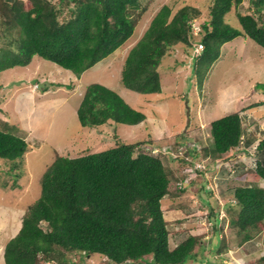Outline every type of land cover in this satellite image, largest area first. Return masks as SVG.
Returning <instances> with one entry per match:
<instances>
[{"label": "trees", "instance_id": "16d2710c", "mask_svg": "<svg viewBox=\"0 0 264 264\" xmlns=\"http://www.w3.org/2000/svg\"><path fill=\"white\" fill-rule=\"evenodd\" d=\"M240 3L242 0H213L209 21L201 24L202 34L196 42L202 45L194 55L198 79L204 78L223 43L234 36L242 34L264 48V0H248L244 12L236 9ZM139 6L138 0H0V42L4 39L0 71L24 66L38 55L79 77L131 37L137 18L131 16L130 9ZM232 7L241 29L224 21ZM170 12L168 5H162L127 51L120 73L126 89L160 92L158 67L165 51L177 42L189 45L197 8L183 6L169 19ZM53 85L72 88L71 84ZM260 104L264 101L252 106ZM76 115L81 126L90 128L108 120L137 124L145 117L115 88L100 82L86 85ZM208 125L210 146L198 152L195 146L191 150L186 145L183 154L188 156L186 160L178 157L180 163L190 166L204 155L214 162L227 160L228 152L243 135L237 111ZM153 144L144 138L118 139L114 146L99 151L74 157L56 155L41 173L38 198L23 213L17 233L4 245V264H40L41 259L78 264V254L94 253L112 264H186L195 259L194 249L199 243L195 235L169 247L160 201L171 189L182 191L187 184L182 178L171 184V172L162 161L164 154L152 151L156 148ZM27 149L23 136L13 133L9 126L0 128V159L12 163L13 174H18L19 159ZM256 151L260 156L252 170L258 179H264V138L256 144ZM231 196L234 202L224 207L230 216L231 209L238 208L236 218L229 219L238 233H243L241 243L263 223L264 188L238 184ZM217 234L214 230L211 250L219 253L227 248V239ZM70 252L78 259L68 257ZM260 261L264 263V255Z\"/></svg>", "mask_w": 264, "mask_h": 264}, {"label": "rangeland", "instance_id": "374dc122", "mask_svg": "<svg viewBox=\"0 0 264 264\" xmlns=\"http://www.w3.org/2000/svg\"><path fill=\"white\" fill-rule=\"evenodd\" d=\"M138 1L140 6L130 9L131 16L137 18L131 37L86 69L80 80L69 69L38 55L24 66L0 71V128L9 126L28 143L19 159L17 175L10 161L0 159V264H4L5 243L17 233L23 213L38 198L41 173L56 155L73 157L112 147L118 139L143 138L154 143L152 151L164 154L162 161L171 172V184L181 178L187 184L182 191L171 189L160 201L169 247L192 234L199 237V243L194 249L195 259L186 264H264L260 261L264 255V219L258 229L250 231L252 237L240 243L243 233H238L229 219L236 218L238 208L234 206L230 216L224 207L234 202L231 194L235 185L257 184L264 188V179H258L252 170L260 156L256 144L264 138V104L252 106L264 101V48L247 36H234L223 43L219 57L200 80L195 70L194 55L200 50L196 42L202 34L201 24L209 21L213 0ZM162 5L170 8L169 19L183 6L197 8L191 21L190 43L177 42L165 51L158 67L160 92L126 89L120 82L125 55ZM248 5V0H242L236 9L244 12ZM224 21L241 29L234 7L225 14ZM91 82L115 88L130 106L144 113V119L137 124L108 120L92 128L77 127L76 109ZM54 83L71 84L72 88ZM21 97L24 104H20ZM234 111L241 117L243 135L228 152L227 160L214 162L204 155L190 166L179 162L178 157L188 156L183 154L186 145L191 150L195 146L198 152L210 146L209 122ZM214 230L218 238L227 239V248L219 253L211 250ZM66 254L72 260L78 259L77 254ZM78 256V264H112L97 253ZM40 264L58 262L41 259Z\"/></svg>", "mask_w": 264, "mask_h": 264}, {"label": "crops", "instance_id": "0c3cea01", "mask_svg": "<svg viewBox=\"0 0 264 264\" xmlns=\"http://www.w3.org/2000/svg\"><path fill=\"white\" fill-rule=\"evenodd\" d=\"M30 61H31V60H30ZM84 72H85V71H84ZM84 72H82V73L80 74V76H79V78H78L77 80H80L81 75H82ZM27 95L29 96L30 93H27ZM47 95H48V94H47ZM21 98H22V102H21L20 104H24V98H23V97H21ZM21 98H20V99H21ZM59 101H60V103H61V102L63 101V98H61ZM59 101H58V102H59ZM58 102H57V103H58ZM57 103H56V104H57ZM78 124H79V125H78ZM76 125H77V127H79V128L81 129V126H80V123L78 122V119H76ZM83 131H84V130H83ZM83 133H84V132H83ZM88 149H89V148H88ZM88 151H90V150H88ZM88 151H87V152H88ZM81 154H82V153H81ZM79 155H80V154H79ZM76 156H77V155H76ZM73 157H74V156H73Z\"/></svg>", "mask_w": 264, "mask_h": 264}, {"label": "clouds", "instance_id": "9594fccd", "mask_svg": "<svg viewBox=\"0 0 264 264\" xmlns=\"http://www.w3.org/2000/svg\"><path fill=\"white\" fill-rule=\"evenodd\" d=\"M198 44H201V43H198ZM201 49H202V45H201V48H200L199 52L201 51Z\"/></svg>", "mask_w": 264, "mask_h": 264}, {"label": "built area", "instance_id": "2783aa9c", "mask_svg": "<svg viewBox=\"0 0 264 264\" xmlns=\"http://www.w3.org/2000/svg\"><path fill=\"white\" fill-rule=\"evenodd\" d=\"M199 46H200L199 48H201V44H199Z\"/></svg>", "mask_w": 264, "mask_h": 264}]
</instances>
